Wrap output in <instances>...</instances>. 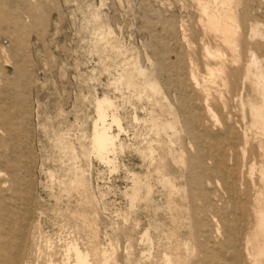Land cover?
I'll return each instance as SVG.
<instances>
[{
    "label": "rangeland",
    "instance_id": "374dc122",
    "mask_svg": "<svg viewBox=\"0 0 264 264\" xmlns=\"http://www.w3.org/2000/svg\"><path fill=\"white\" fill-rule=\"evenodd\" d=\"M222 1L1 0L3 27L24 24L14 58L0 55V82L18 86L27 124L26 264H73V246L91 264L198 260L199 180L221 190L210 172L219 155L238 161L242 198L264 211V128L252 109L259 77L264 85V0ZM104 97L114 102L107 122L114 113L123 131L101 159L92 136Z\"/></svg>",
    "mask_w": 264,
    "mask_h": 264
},
{
    "label": "bare ground",
    "instance_id": "6f19581e",
    "mask_svg": "<svg viewBox=\"0 0 264 264\" xmlns=\"http://www.w3.org/2000/svg\"><path fill=\"white\" fill-rule=\"evenodd\" d=\"M16 1L7 0V3L10 7H15ZM228 1H222V5L228 6ZM42 2L43 0H37V5L42 6ZM21 5L25 19H34L35 12L27 3L22 1ZM12 19L14 26L3 27L4 15L0 13V55L6 54L14 58V45L18 35L22 33L24 24L16 17ZM225 20L223 31L230 34L232 31L230 18L225 16ZM220 24V18L208 17V25L213 29L218 28ZM262 81L263 79L259 77L255 84V89L261 97L260 103L252 105V109L255 121L264 128V115L261 113L264 110ZM17 88L16 84L3 80L0 82V132L7 141L4 144L0 142V264H26V234L32 212L31 186L33 188V185L28 172L31 154L26 135L25 114L21 113L23 106ZM112 101L104 97L96 100L95 104L97 122L92 136V148L101 159L102 154L107 153L109 149L114 151L119 134L123 131L114 113L109 112L110 120L108 119L109 123L107 122L109 114L106 113L114 106ZM187 109L191 113L190 108ZM112 126H116L118 131L115 136L110 134ZM215 161L216 170L210 172L221 176L223 185L221 190L212 194L207 190L210 182L199 180L201 204L195 222L202 239L201 257L190 264H243L244 256L249 254L264 259V211L258 206L250 209L248 202L242 198L248 183L239 175L238 161H234L233 165L229 166L222 155L217 156ZM2 177L6 178L4 185L1 184ZM261 179L264 181V170L261 171ZM260 201V197L257 196L255 204L258 205ZM208 210H211L213 216L208 214ZM186 250H188L187 245ZM67 252L73 253V264H91L87 254L82 253L78 247H70ZM165 260L167 264H171L168 257L165 256ZM102 264H110V262L104 260Z\"/></svg>",
    "mask_w": 264,
    "mask_h": 264
}]
</instances>
